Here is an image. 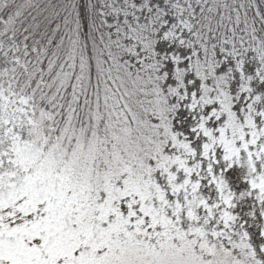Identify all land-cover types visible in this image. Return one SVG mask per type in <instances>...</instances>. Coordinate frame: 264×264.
Listing matches in <instances>:
<instances>
[{"label": "snow or ice", "instance_id": "snow-or-ice-1", "mask_svg": "<svg viewBox=\"0 0 264 264\" xmlns=\"http://www.w3.org/2000/svg\"><path fill=\"white\" fill-rule=\"evenodd\" d=\"M261 140L264 0H0V264H264Z\"/></svg>", "mask_w": 264, "mask_h": 264}, {"label": "rangeland", "instance_id": "rangeland-1", "mask_svg": "<svg viewBox=\"0 0 264 264\" xmlns=\"http://www.w3.org/2000/svg\"><path fill=\"white\" fill-rule=\"evenodd\" d=\"M261 143H264V140H261ZM244 159L247 161V157L245 156ZM259 168L264 171V161H261L260 165H259ZM239 200V198H237ZM259 205L257 206V210L259 211ZM242 210V209H241ZM251 223H255V224H258L260 228H264V221H261L259 216H257V219L255 221H251ZM237 231H242V229H237ZM253 236L255 237V233H253ZM255 242V240L253 241ZM244 254V251L243 250H239L237 253H236V256L241 259L242 256Z\"/></svg>", "mask_w": 264, "mask_h": 264}, {"label": "trees", "instance_id": "trees-1", "mask_svg": "<svg viewBox=\"0 0 264 264\" xmlns=\"http://www.w3.org/2000/svg\"><path fill=\"white\" fill-rule=\"evenodd\" d=\"M240 260H241V264H246V257L244 254Z\"/></svg>", "mask_w": 264, "mask_h": 264}]
</instances>
